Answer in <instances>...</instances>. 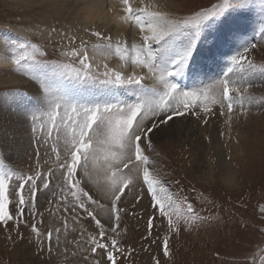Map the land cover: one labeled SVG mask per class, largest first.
I'll return each instance as SVG.
<instances>
[{
    "label": "rangeland",
    "instance_id": "rangeland-1",
    "mask_svg": "<svg viewBox=\"0 0 264 264\" xmlns=\"http://www.w3.org/2000/svg\"><path fill=\"white\" fill-rule=\"evenodd\" d=\"M105 1L109 3V0ZM149 1L156 8L158 0ZM226 2L233 7L227 8L218 18L207 21L206 25L210 28L221 20L224 25L225 20L232 19L233 22L229 23V27L232 26L233 30L237 29L239 33L240 31L243 33V40L239 41L248 40V43L243 44L242 48L238 50L239 55L237 52L234 54L237 60H240L241 57L247 58L240 61L243 69L236 75L232 73L231 76L229 74L227 76L235 87L240 88V85H237L238 82L243 83L240 88L241 92L234 94L237 100L233 106V119L236 122L240 119L242 114L238 110L242 109L239 107L244 100H253L255 103H259L256 109L250 110L256 116H252V120H247L250 124L248 131L243 132L244 138L238 137L237 132L233 130L227 131L225 135L227 144L233 143L235 144L233 147L238 148L237 152H233L231 147L227 149V155H235V157L231 156L230 158L229 156L227 159H230L235 169L236 182L229 184L221 179L219 169L215 166L211 155L209 156V163L213 167L211 178L197 180L192 172L193 161L191 153H189L192 147L190 148L186 139L182 137L183 135L180 136V140L170 138L162 133L155 139L156 130L165 124L154 130L141 146L144 149V154L152 162V166L162 177L164 186L168 189V192L161 193V196L171 195L175 201L172 217L174 222H179V231L169 234L166 231L167 221L165 220L163 226H160L161 221L157 219L154 223L158 227L149 236L148 218L153 214L150 200L145 195L143 200L137 203L138 196L143 194L142 189L138 185L128 186L125 188V193L119 204V207L124 210L121 213L118 229L120 232L119 247L124 250V256L120 258L119 264H155L156 260H159L160 264H264V214L259 212V208L264 206V78H257L264 74L262 71L264 70V0H248V3L243 7L236 6L240 0H162L163 6L160 11L164 14L166 21L172 22L193 16L196 12L211 13ZM107 3L105 6L108 7ZM245 17H250V19L258 17L261 23L255 22L252 24L253 26L241 30L242 26L238 21H242ZM59 19L61 16L58 18V16L51 15L49 11L44 12L41 7L34 6L33 8L30 4L21 1L0 0V45L5 44L8 47L5 53L6 59L9 58L8 60L11 62V57L16 54L12 50L14 45L9 41H15L17 44L27 41L29 45H36L37 50L29 47L28 51L38 60L47 61L51 65L59 63L79 67L78 60L70 56V48H78L81 39L87 41L88 44L96 43L104 46L107 44V41L91 35L96 31L95 28L88 29L85 25L76 24L71 17ZM53 27L57 29L58 33L64 32L69 37L76 36V44H69L58 34L49 35ZM128 28L133 30L129 24ZM206 29L201 32H207ZM210 30L207 34L202 35L209 44V54L213 53L218 45V28L213 26ZM227 34L225 31V36ZM106 36L112 38V48L105 46L97 47L98 50H96L87 46L92 69L90 75L97 81L90 85L98 84L105 78V65L108 70L118 71L124 76L135 72L139 76L148 77L147 73L141 72L139 68L133 70L132 65L128 63L129 60H121L115 51L116 39L111 35ZM53 44H62L65 51L69 52V56L62 55L60 48H54ZM232 48L233 45L227 47L230 51ZM245 48L248 49L247 52ZM41 52L45 53L43 57L40 55ZM200 53H205L204 47H201ZM129 54L126 53V55ZM226 55L229 57L227 53ZM249 61L255 65V68L250 66ZM204 63L205 58H202L200 65L203 66ZM240 64H238L239 69H241ZM10 67L16 70L13 68L12 62L6 70H9ZM236 68L237 65L232 69ZM202 70L205 74L203 67ZM30 72H32V76L30 75L32 79H29L30 86L28 85L26 88V92L30 93H27L28 97L26 96L25 99H29L31 107H27L25 110L22 109L23 103L14 95V93L20 95V89L0 83V101L5 97L9 101L4 106L1 105L4 110L0 114V170L24 175L40 171L44 173L45 177L50 178L51 184L47 190L41 187L34 207L32 205L26 207L24 222L10 221L7 227L0 225V264H97V261H100V264H108L106 253L98 249L97 254H92L87 243L91 236H98L99 229L96 227L95 221L83 211L72 212L74 201L70 196L65 200L62 194L60 161H57L56 153L52 151V148L55 147L60 151V159L63 161L67 154L64 134H62L63 139L60 140L61 136L57 137L54 132L53 139L48 140L47 144L39 145L40 156L39 158L36 156L37 144L30 131L29 121L32 114L41 115L44 110L41 97L35 93L37 89L40 90L39 81L42 74L46 73L51 76L52 69L48 67ZM215 72V68L209 69L208 74H211L213 78L211 77L212 80L206 82H214L213 85H205L203 89L193 87L192 91L202 94L207 90L208 99L210 94L216 91L218 99L223 80L220 78L219 80L216 77L219 74ZM34 75L37 79H33ZM173 82L180 87L181 81L177 76ZM70 84L73 88L77 86V84L61 78L60 85L62 87L67 88ZM141 84L144 88L155 87L149 77L144 79ZM83 85L87 87L86 89L90 87L87 86L88 84ZM126 86L130 87V85L121 87L126 88ZM100 87L114 91V95L109 91L107 96L108 99L113 100L110 102L112 104L123 105L126 104V101H128L127 104H134L139 102L141 97L139 89H137V99L127 100L126 97L118 99L121 94V90L116 93L119 90L118 87H105L102 84ZM156 88L160 89V87ZM180 88L183 90V87ZM22 92L25 91L21 90ZM149 98L151 97H143V99ZM207 100H204L201 95V100L197 101L199 106L195 109L198 115L185 113L183 116H176L170 125L176 124L181 127L183 133H186L185 125L188 120L204 119L205 114L202 107L207 105ZM216 107L219 113L227 112L226 107L221 109L218 104ZM246 107L244 104L243 108ZM220 117H222L221 114ZM46 121L41 118L35 124L39 128L38 122L46 124ZM220 121V126L223 129L226 125V116L220 118ZM198 126L204 127L203 123ZM18 128H20V132H18ZM98 148L103 149L106 146L98 145ZM37 159H39V163H37ZM123 171L127 173L128 169ZM140 171L142 172V166ZM132 174H136V169H133ZM110 175V172H107L103 150H99L97 158H90L86 167L79 168L77 172V178L81 180L85 190L89 191L99 204L105 205L104 208L89 205V209L106 227L109 226L108 218L111 207L109 199ZM63 191L66 192L67 189L64 188ZM27 195L26 191V198ZM10 200H12L10 212L16 216L15 197H10ZM188 203H191L195 210L191 217L187 214ZM66 208L67 211H65ZM33 224L43 235L37 237L31 227ZM56 228L60 229L59 243L57 244L54 232L51 244H49L46 238L47 232ZM165 238L168 239L170 257L163 256L162 244ZM77 243H79V247L76 246Z\"/></svg>",
    "mask_w": 264,
    "mask_h": 264
},
{
    "label": "snow or ice",
    "instance_id": "snow-or-ice-1",
    "mask_svg": "<svg viewBox=\"0 0 264 264\" xmlns=\"http://www.w3.org/2000/svg\"><path fill=\"white\" fill-rule=\"evenodd\" d=\"M120 2L124 12L122 20L136 31L139 43H129L126 40L117 41L116 54L121 60L128 61L130 59L133 68L146 69L148 76L157 82L160 89L156 87L144 88L141 81L148 77L139 76L135 72L124 76L118 71L108 70L107 65H105V78L99 83L105 87L135 85L141 96L151 97L149 99H140L137 103L123 105L109 102L99 103L95 100L80 103L57 83L54 77L67 79L77 85L97 82L90 75L92 69L87 54V41L81 39L78 48H70V56L78 60L79 67L59 63L51 65L47 61L38 60L28 51L29 47L37 50L35 44L29 45L27 41L17 44L15 41H9L14 45L13 52H16L11 57V62L17 70L31 71L48 67L52 69L51 76L43 73L40 78V88L43 89V92L37 90L35 93L46 98V110L41 115L32 114L29 121L30 131L37 144L36 156L37 158L40 156L39 145L47 144L48 140L53 139V132L57 137L61 133L64 134L67 154L63 161L60 159V151L55 147L52 148V151L56 153L57 161H60L62 194L65 200L70 196L74 201L72 212L83 211L95 221V225L99 229L98 236H91L87 243L94 255L97 254L98 249L103 250L106 253L108 264H119L120 258L124 256V250L119 247L120 232L118 231L121 213L124 210L119 207V204L125 193V188L130 185H138L142 189L143 194L138 196L137 203L143 200L145 195L150 200L153 214L148 218L149 236L158 227L154 223L157 219L161 221L160 226H163L165 220L167 221L166 231L169 234L179 231V222H174L172 217L175 201L171 195L161 196V193H167L168 189L164 186L162 177L152 166L149 157L144 154L141 145L161 124H168L174 117L183 116L185 113L198 115L195 112L199 106L197 101L201 100V95L204 100H207L208 91L205 90L202 94L195 91H183L173 81L187 68L189 59L196 48V40L206 22L218 18L227 8L233 7L226 2L211 13L196 12L193 16L168 22L163 13L152 10L151 5L144 4L143 0H139V4H137V0H120ZM247 3L248 0H240L236 6L243 7ZM52 33L60 35L71 45L76 44V36L69 37L64 32L58 33L54 27L49 35ZM180 34L187 36V40L182 47L177 48L170 41ZM91 35L107 41L105 46L112 48L110 36L96 31ZM53 47H59L62 55L69 56V52L65 51L62 44H53ZM245 51L247 52L248 49L245 48ZM126 53L130 54L126 55ZM40 55L43 57L45 53L41 52ZM245 59L247 58L241 57L240 60L234 58L233 62L240 64V61ZM249 64L255 68L251 61ZM240 66L243 67L242 64ZM231 71L232 69H229V72ZM33 79H37V77L34 75ZM220 89L219 98L213 99L212 103L213 105L218 104L221 109L226 107L228 120L231 121L236 101L234 94H239L241 89L230 83L227 77L221 82ZM202 110L208 115L214 114L207 105H204ZM220 114L224 115L225 113L221 111ZM42 116L47 118L46 124L41 123L37 128L35 122L40 121ZM45 133L47 138L44 136ZM98 145H105L106 148L99 149ZM99 150H103L107 172L111 174L109 189L111 207L109 209V226L107 227L89 209V205H96L100 208H104L105 205L99 204L93 195L85 190L81 180L77 178L78 169L86 167L90 158L96 159ZM37 163H39V159H37ZM141 166L142 172L140 171ZM124 169H128V172H124ZM133 169H136L135 175L132 174ZM50 184V178L45 177L44 173L40 171L24 175L0 170V225L7 227L10 221L24 222L26 207L28 205L34 207L41 187L47 190ZM64 188L67 189L66 192L63 191ZM10 197H15L16 216L10 212L12 204ZM67 210L66 208L65 211ZM194 211L192 204L188 203L187 214L191 217ZM259 212L264 214V206L259 208ZM31 227L37 237L43 235L35 224ZM54 232L57 244L59 243L60 229L56 228L47 232L46 238L49 244H51ZM76 246L79 247V243ZM162 250L164 257H170L167 238L163 240ZM85 259L87 258L85 257ZM97 264H100V261H97ZM155 264H160V261L156 260Z\"/></svg>",
    "mask_w": 264,
    "mask_h": 264
},
{
    "label": "bare ground",
    "instance_id": "bare-ground-1",
    "mask_svg": "<svg viewBox=\"0 0 264 264\" xmlns=\"http://www.w3.org/2000/svg\"><path fill=\"white\" fill-rule=\"evenodd\" d=\"M13 1H16V2L21 1L22 3L30 4L31 6H33V8L34 6L39 7V8L41 7L44 12L49 11L51 15H54L56 17L58 16V18L59 16H61V19H65L66 17H71L74 23L76 22V24L85 25L88 27V29L95 28L97 32H100L104 35H111L112 37L116 39V42L126 40L129 43H139V40L136 35V31L134 29L131 30L130 28H128V24L122 20V17H123L122 15H124V12L122 13L120 12V11H123V5L121 4L120 0H109V3H107L105 0H13ZM106 3L108 4V7L105 6ZM137 3H139V0L137 1ZM143 3L146 5H151L152 10H156V11H160V8H162L163 6L162 0H158V5L157 6L155 5L156 8L153 6V3H150L149 0H143ZM160 12L162 13V11ZM245 18H243L244 21H242L241 30L245 29L248 26H253L252 24H254L255 22L261 23L258 17L256 18L254 17L251 19L250 17H247L246 19ZM232 22H233L232 19L225 20L224 25H223V22L221 20V22L213 25L216 28H218V34H217L218 45L216 46V48L213 50V53L211 54L208 53V51L210 50L209 44L206 41V39L202 37V35H205L208 32H210L211 31L210 29L213 26L209 28L208 25L205 24L203 29L207 28L205 30L207 32H200L199 37L196 40V48L192 53V57L189 59L187 68H185V70L183 71L181 75L177 76L181 81L180 87H183V91L192 92L193 87L203 89L205 85H213L214 82L206 83L212 80L213 78L211 74H208L209 69L211 68H215L216 70L215 73L219 74V76H216V77H218V79L220 78L221 80H224L228 76V74L229 76H231L232 73L236 75L238 71L243 69V67L239 69L238 64H235L233 62V59L236 58L234 54L237 52L239 55L238 50L242 48L243 44H247L248 40L239 41V40H243V33L242 31H240L239 33L237 29L233 30L231 28L232 26L229 27V23H232ZM72 27L74 28V26ZM262 27H263V24L261 28ZM224 30L228 33L226 36H225ZM186 40H187V36H185L184 34H180L178 36L173 37L172 41L170 42L173 44V46L180 48L183 46ZM97 45L99 44H96V43L87 44V46H91L94 49L98 50L96 47ZM231 45H233V48L230 51L229 49H227V47ZM99 47H105V46L99 45ZM201 47L202 48L204 47V52H205L204 54H201V53L199 54ZM249 47H251V45H249ZM7 50H8V47L5 44L0 45V83L4 86H10V87L13 86L21 90H24L26 92V88L28 87L30 83L29 78L32 72L25 71V70H17V69L14 70L11 67L9 68V70H6L11 63L10 60H8L9 58L6 59L7 56H5V53ZM195 51H197L196 55L194 54ZM224 51L229 55L230 58L226 55ZM202 58H205V63L203 64V66L200 65V60ZM128 63L131 64L130 59ZM191 64L193 65L191 66ZM236 65H237V68L232 69L236 67ZM202 67L205 69V74L203 73ZM13 68H15V66ZM132 69L136 70L137 68L132 67ZM229 69H232V71L229 72ZM139 70L141 72L147 73L146 69L139 68ZM257 78L258 79L264 78V74L259 75V77ZM252 82H253V79H252ZM95 83L93 85H90L92 83H89L87 85V86H90L88 89H83L85 85H82L81 88H73L72 84H70L69 86L66 85L67 88H64V89H66L73 97L78 99L80 103H88L89 101H92V100H95L96 102H99V103L113 102V100L108 99L107 96H108L109 91H110V94L114 95V91L112 89L100 87L101 85L100 83L98 84H95ZM151 83L155 84V87H160L157 84V82L154 81L152 78H151ZM237 85H240V88H241L243 86V83L238 82ZM133 86L134 85H130V87L126 86V88L118 86L119 90H117L116 93L120 92L121 90V94H120V97H118V99H121L122 97H126L127 100L130 98L137 99L138 97L137 89L138 88H136L137 86H134V87ZM146 88L150 89L153 87H146ZM216 88L219 93L218 86ZM39 89H40L39 91L42 93L43 89L41 88ZM39 96L41 97V99H43V95H39ZM25 97L23 96L22 93L20 96H18V98L21 99L20 100L21 103H23L24 105L22 106V109L24 110L27 107H31V104H29L30 103L29 99H25ZM140 99H143V97L141 96L139 100ZM213 99H217L216 91L215 93L214 92L211 93L209 99L206 101L207 107L211 108L214 114L208 115L204 113L205 114L204 119L199 118L197 120L195 119L188 120L185 125L186 133H183L181 127L177 126L176 124L170 125V123L174 120L175 118L174 117L173 120L170 121L168 124H165V125L161 124L160 126L162 125L164 126L157 129L156 130L157 134L155 133L154 136L156 139L157 136L160 137L161 134L163 133L169 136L170 138L181 140L180 136L183 135L182 137L186 139L185 141L189 144L190 148L192 147L190 150L191 152L189 153H191V158L193 161L192 172L194 174V177H196L197 180L201 178L206 179V180L209 179L208 177L211 178V173L213 170L211 163H209V158H210L209 156L211 155L212 160H214L215 162V166L219 169V174H220L221 179L225 182H228L229 184H232L236 182L235 169L233 168L230 162V159L228 160L227 157L230 156L231 158V156L235 157V155L234 154L227 155L228 154L227 149L231 147L230 149H232L233 152H237L238 148H236V146L234 148L233 146L235 144L233 143L227 144L225 135L227 134V131L233 130L237 132L238 137L245 136L243 132L248 131L247 129L250 124V122H248L247 120H252L253 118L252 116H256L252 114L250 110L256 109L259 106V103L258 102L255 103L253 100H244L240 104V107H239L242 109L238 110V112L241 113L242 115L240 116V119L237 120V122L235 121V119H233V114H232L231 121H229L227 112H226L224 115H222V117L226 116V125L222 129V127L220 126V122H221L220 118L222 117H220V113L216 105H213L212 103ZM8 102L9 101L8 99H6V97L4 98V100L0 101V108H1L0 114H2L1 111L3 112L4 110V109L2 110L1 105L4 106ZM126 103H128V101H126ZM244 104L247 106L246 108H243ZM241 105H243V107H241ZM205 120H207V123H205ZM227 121L229 122L227 123ZM195 122H196L195 127L197 128L194 127ZM200 123H203L204 127L198 126ZM18 132H20V128H18ZM206 141H208V143H206ZM35 264H38V263H35Z\"/></svg>",
    "mask_w": 264,
    "mask_h": 264
}]
</instances>
